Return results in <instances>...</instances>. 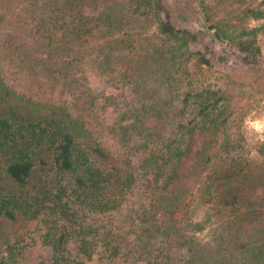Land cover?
<instances>
[{
	"label": "trees",
	"instance_id": "1",
	"mask_svg": "<svg viewBox=\"0 0 264 264\" xmlns=\"http://www.w3.org/2000/svg\"><path fill=\"white\" fill-rule=\"evenodd\" d=\"M197 1L207 30L234 53L176 25L164 0H60L35 24L41 51L27 67L48 88L61 82L67 102L7 84L0 29V264H17L35 221L51 255L34 264H264V143L245 151L230 137L226 95L189 83L172 132L139 129L137 111L153 109L182 64L232 71V62L262 63L264 0L244 6L238 22L220 17L245 0ZM87 50L92 89L75 71ZM100 126L120 151L96 139ZM135 186L144 202L128 215L137 239L124 245L92 219L117 214Z\"/></svg>",
	"mask_w": 264,
	"mask_h": 264
},
{
	"label": "rangeland",
	"instance_id": "2",
	"mask_svg": "<svg viewBox=\"0 0 264 264\" xmlns=\"http://www.w3.org/2000/svg\"><path fill=\"white\" fill-rule=\"evenodd\" d=\"M58 1L54 4L53 1L40 0L36 4L29 0H0V29L4 38V71L7 84L35 98L54 101L61 99V102H67L70 100V92L60 88L61 82L56 88H48V84L44 83L45 79L39 75V72L31 71L27 67V59L36 50L41 51L36 43L38 41L35 40L37 39L35 24L39 21V17L40 19L45 17L48 21V17L53 16V12L60 8L61 2ZM164 1L176 25L201 32L204 38L221 53L229 55L234 53L230 43L217 41L207 30V24L197 0ZM260 1L245 0L244 3L240 1L232 7L225 6L226 11L220 19L226 22H238L241 17L237 14L244 6L250 3L257 4ZM246 23L250 27H255L260 26L262 21L246 20ZM48 42L44 39L43 45L49 46ZM258 42L262 51V63L258 67H241L232 62L230 63L233 67L231 71L222 67L209 70L199 66L195 60L182 64L176 76L174 75L168 84L159 89L160 95L153 109L148 107L150 110H147L146 107L137 111V119L140 121L139 129L143 132L147 127L154 125V132L159 130H164L165 133L172 132L175 121H178L176 113L180 108L182 92L189 83H195L198 86L220 90L226 95L228 105L233 110L228 133L241 149L249 150L258 141L264 143V34L258 35ZM83 55L81 67L75 71L81 78L88 79V87L92 89L97 84V75L93 66V50H87L83 52ZM230 58L233 60L232 57ZM63 59L69 60L66 55ZM60 61V59L57 61L59 66L62 64ZM136 115L134 114V118ZM130 123L134 124V121L131 120ZM106 131L103 126L98 127L95 133L96 139L110 149L120 151L121 148L117 142ZM142 188V186H135L117 214L94 215L93 224L101 230L119 234V240L124 245L134 243L137 239L134 233L136 224L128 215L138 211L143 204ZM44 233L41 222H33L29 232L18 246L21 254L16 258L17 264H34L50 257L51 251L42 239ZM98 255L94 257L95 262L101 261Z\"/></svg>",
	"mask_w": 264,
	"mask_h": 264
}]
</instances>
